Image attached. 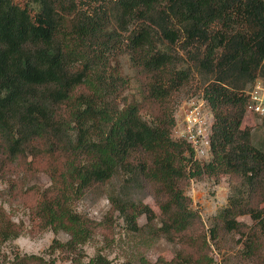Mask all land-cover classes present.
Instances as JSON below:
<instances>
[{"label": "trees", "instance_id": "obj_1", "mask_svg": "<svg viewBox=\"0 0 264 264\" xmlns=\"http://www.w3.org/2000/svg\"><path fill=\"white\" fill-rule=\"evenodd\" d=\"M22 1L0 0V199L30 228L0 204V264H55L59 249L71 264H111L100 251L84 263V246L98 235L110 246L119 220L175 247L138 264H212V247L264 264V151L242 128L246 92L264 80V0ZM195 79L213 117L207 162L171 138L175 99ZM39 173L49 186L30 184ZM222 178L228 202L205 227L186 189ZM89 196L108 199L102 225L76 209ZM46 231L68 235L47 258L2 253Z\"/></svg>", "mask_w": 264, "mask_h": 264}, {"label": "rangeland", "instance_id": "obj_2", "mask_svg": "<svg viewBox=\"0 0 264 264\" xmlns=\"http://www.w3.org/2000/svg\"><path fill=\"white\" fill-rule=\"evenodd\" d=\"M15 1L24 5L22 0ZM123 67L124 73L131 77L132 72L130 71L126 60H123ZM131 85L132 92L135 93L136 85L133 81H131ZM200 94L201 93L198 90V82L197 79H195V82L191 85V90L183 91L177 95L174 105V117L178 119L179 113L182 111L186 102L192 98L200 99ZM211 121H213L212 118ZM242 128L250 132L254 145L264 151V128L262 126V117L246 110ZM210 158L211 154L206 153L202 160L207 162ZM30 184L47 187L50 185V180L46 175L39 173L37 177L31 180ZM1 188H4V186H1ZM231 188L232 186L226 178H222L219 182L209 179L191 181L189 187L186 189V195L192 199V207L200 212L205 227H208L211 223L212 217L226 206ZM137 196L157 215L159 214V209L151 197L146 196L145 194H139ZM0 204L3 205L12 220L17 223L22 221L27 228H30L27 211L23 210L20 205H10L7 202H3L1 199ZM76 209L78 212L87 215L102 225L103 217L109 209V203L106 196H100L97 198L89 196L78 202ZM240 220L249 222L248 217H242ZM138 223L139 225L145 224L144 217H140ZM112 238L113 241L110 246L105 243L102 235L96 236L93 241L86 244L84 246V252L86 254L84 263H87L93 258L98 251H100L111 262V264H125L128 260H130L132 264H138L140 257H143L150 262H155L158 258L170 261L174 257V245L167 243L163 239L150 240L133 236L126 231L121 220L117 222ZM54 240H57L59 243H65L68 240V235L63 232L53 233L50 231H46L45 233L34 237H31L28 234H23L17 240L7 243L2 248V253L11 256V252L16 249L21 254H34L46 257L45 252ZM228 254H232V252H227L224 249L217 251L212 247L210 252V256L213 260L212 264H235L232 259L229 258V260H227ZM54 256L56 257L55 264H71L68 261V258L70 257L69 254L63 250L61 251V249H59Z\"/></svg>", "mask_w": 264, "mask_h": 264}, {"label": "built area", "instance_id": "obj_3", "mask_svg": "<svg viewBox=\"0 0 264 264\" xmlns=\"http://www.w3.org/2000/svg\"><path fill=\"white\" fill-rule=\"evenodd\" d=\"M249 96L247 106L248 112L264 117V80L258 78L246 92ZM213 120L212 114L206 101L200 99H189L175 119V125L171 131L174 141L186 142L192 149L194 158L198 161L210 154V135ZM207 156V155H206ZM264 211V203L262 205Z\"/></svg>", "mask_w": 264, "mask_h": 264}]
</instances>
